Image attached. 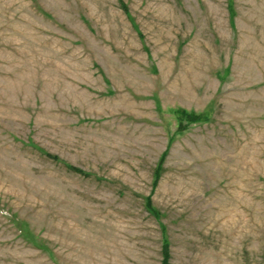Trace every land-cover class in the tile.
<instances>
[{
  "label": "rangeland",
  "instance_id": "374dc122",
  "mask_svg": "<svg viewBox=\"0 0 264 264\" xmlns=\"http://www.w3.org/2000/svg\"><path fill=\"white\" fill-rule=\"evenodd\" d=\"M121 2L0 0V264H264V0Z\"/></svg>",
  "mask_w": 264,
  "mask_h": 264
},
{
  "label": "trees",
  "instance_id": "16d2710c",
  "mask_svg": "<svg viewBox=\"0 0 264 264\" xmlns=\"http://www.w3.org/2000/svg\"><path fill=\"white\" fill-rule=\"evenodd\" d=\"M120 1H122L121 5H122L123 9H125L127 11V7L125 6V3L123 2V0H120ZM200 119L201 118L199 116L192 115V114H188V118H187V120H192V121H195V122L200 120ZM169 254H170L169 253V248H168V246H165L164 249H163L164 260H163L162 264H169L168 263Z\"/></svg>",
  "mask_w": 264,
  "mask_h": 264
}]
</instances>
